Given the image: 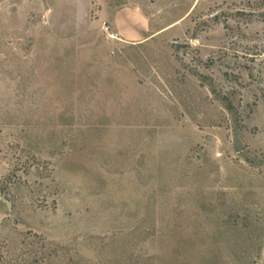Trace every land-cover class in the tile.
<instances>
[{
    "label": "rangeland",
    "instance_id": "1",
    "mask_svg": "<svg viewBox=\"0 0 264 264\" xmlns=\"http://www.w3.org/2000/svg\"><path fill=\"white\" fill-rule=\"evenodd\" d=\"M0 264H264V0H0Z\"/></svg>",
    "mask_w": 264,
    "mask_h": 264
},
{
    "label": "crops",
    "instance_id": "2",
    "mask_svg": "<svg viewBox=\"0 0 264 264\" xmlns=\"http://www.w3.org/2000/svg\"><path fill=\"white\" fill-rule=\"evenodd\" d=\"M134 21L135 20H133V19L127 20L126 22L129 23L128 27L126 28V30H124V32H122L119 29V31L117 32V36L124 38V39H129V35H131V34H135L136 32L139 34L143 33L144 30L140 26L137 27L136 24H134Z\"/></svg>",
    "mask_w": 264,
    "mask_h": 264
},
{
    "label": "trees",
    "instance_id": "3",
    "mask_svg": "<svg viewBox=\"0 0 264 264\" xmlns=\"http://www.w3.org/2000/svg\"><path fill=\"white\" fill-rule=\"evenodd\" d=\"M226 101H227V100H226ZM227 108H228L229 110L231 109V111H232L233 107H232L231 103H229V104L227 105Z\"/></svg>",
    "mask_w": 264,
    "mask_h": 264
}]
</instances>
